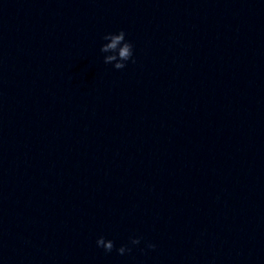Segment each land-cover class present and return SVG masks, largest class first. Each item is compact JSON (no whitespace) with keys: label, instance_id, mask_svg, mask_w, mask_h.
Segmentation results:
<instances>
[{"label":"clouds","instance_id":"9594fccd","mask_svg":"<svg viewBox=\"0 0 264 264\" xmlns=\"http://www.w3.org/2000/svg\"><path fill=\"white\" fill-rule=\"evenodd\" d=\"M102 39L106 41L100 48V51L106 54L104 56L105 64H112L115 69L120 70L126 67L128 61L131 60L133 63L135 62L133 58V45L126 40V33L123 30L107 33ZM140 242V237L130 238V245L132 246L138 245ZM96 244L97 247H102L105 252H111L115 247L112 240H107L103 236L97 239ZM147 247L154 249L156 245L148 243ZM131 250V247L128 245H122L116 249L117 253L120 255L131 252Z\"/></svg>","mask_w":264,"mask_h":264}]
</instances>
